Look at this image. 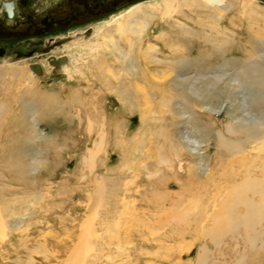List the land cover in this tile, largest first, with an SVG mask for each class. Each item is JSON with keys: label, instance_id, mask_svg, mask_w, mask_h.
<instances>
[{"label": "rangeland", "instance_id": "rangeland-1", "mask_svg": "<svg viewBox=\"0 0 264 264\" xmlns=\"http://www.w3.org/2000/svg\"><path fill=\"white\" fill-rule=\"evenodd\" d=\"M85 1L79 17L58 21L76 0L53 8L52 20L28 0L31 32L0 20V264H264V216L247 237L228 194V180L263 156L264 72L229 64L210 77L194 66L264 50V0H252L254 14L237 0L70 35L152 0L109 13L104 0ZM19 44L32 54L17 57ZM65 55L69 75L57 69ZM106 170L126 190L106 197L118 203L111 215L92 198ZM199 211L210 213L204 226Z\"/></svg>", "mask_w": 264, "mask_h": 264}, {"label": "bare ground", "instance_id": "bare-ground-1", "mask_svg": "<svg viewBox=\"0 0 264 264\" xmlns=\"http://www.w3.org/2000/svg\"><path fill=\"white\" fill-rule=\"evenodd\" d=\"M237 4H238L237 0H152V1H148V2H141V3L139 2V3L134 4L133 6L121 9V10L113 13L112 15L109 16L108 19L102 20V21L94 24L93 25V27H94L93 33L95 32L94 34H97V32L101 31V29H104L107 26L111 27V25L113 23L115 24L114 27L116 28L117 31H119L122 28L128 29V24H130L131 21H134L133 24L136 25L137 21L140 20V17H145V19H146V17L151 18V17H155V15L166 16L172 12H177V11L181 10L182 8L216 7V8H221L223 11H226L227 9L235 7ZM239 5H240V8L248 9V11L250 10L254 14L255 9L253 10V8H252V6H253L252 0H249V1L247 0L246 2L239 3ZM136 19H137V21H135ZM91 31H92V29H91ZM255 46H256L255 47V49H256L257 46H259V45H255ZM83 49H84V47H83ZM258 49H260V47H258ZM258 49L255 50L256 51L255 54H249V53L246 54L244 59L241 60L240 62H237L234 60H224L223 59L220 64L208 65L207 67H205V65L202 64V61H199L196 59V61H194L195 62L194 63L195 70H197L199 72L202 70H203V72L209 71L208 74L210 77H212V76H214V73L218 72L219 70H223V69L229 67V64H231V67L234 66L238 70L243 71L244 73H247V72L248 73L249 72H264V50H258ZM1 55H3V53ZM67 56L69 58V61H70V59L72 60V58L69 55H67ZM205 58H206V56H205ZM181 61H183V60H181ZM181 63L182 62H179V64L178 63L177 64L180 65ZM177 64L175 65L176 67H171V65L167 64L166 70H171V71L173 70V71L179 72V70L184 69L182 67V65H181L182 68L177 67ZM0 66L6 67L7 64L5 62H2V64ZM8 66H10L7 68L8 71H13V70H18V71L21 70L22 71V69L16 68L17 66L16 67H13L11 65H8ZM60 66H61V70H62V68H64L63 72L65 71V73L69 75L68 71L70 70V68H69L70 62H68V59L63 58L57 64V69ZM29 67L32 68V66H29ZM33 68H34V66H33ZM3 71H4V69H3ZM23 73H24V71H23ZM211 74H213V75H211ZM256 84L259 86L260 82L258 81ZM245 91L250 92V89L245 90ZM229 130L230 129H228V131ZM256 137H257V139H260L262 143L264 142V133L260 134ZM216 138L218 139V143H219L218 145L219 146L228 145V143H229L227 138L223 137L221 134H218V137H216ZM261 147H262L261 150H264V145ZM114 150H116V149H114ZM254 150H256V149H253V152H254ZM262 152H263V156L256 158L257 160L260 159V162L255 167L256 169H254V171L256 170V172L250 171L249 173H244V174L242 173L243 176L235 175L234 178L228 180L229 183L232 182V184H230L231 189H230V191L228 190L229 191L228 194L230 193V196L233 195L235 197V200H234L235 203L233 204L234 210H232L235 214V217H234V219H233V217H231V218L234 220V223H236L237 225H240L246 231L247 237L249 236L250 232H252L255 224L259 220H261L262 217L264 216V151H262ZM256 159H255V161H256ZM107 173H108V170H106L104 174H100L99 176L93 177V182L95 183L96 188H98V189L95 190V194L92 198L95 200H99L100 203H103L104 205H107L108 206V208H107L108 214L111 215V212H112L111 208H114L113 205L116 204L117 201H115V202L109 201V202L105 203L106 197H108L109 195H111V196L112 195H119L120 193L123 194L122 192L126 191V190L120 189V186L118 184V180H119L118 177H116V176L110 177ZM239 174H240V172H239ZM216 182H217V180H216ZM154 184H155V182L143 183V185H145L144 187H146V188H153L155 186ZM224 184L225 183H223V185H221V186H218V188L224 186ZM122 187H123V185H122ZM210 187H211V185H210ZM208 189H211V188H208ZM209 193L212 194V192L211 191L207 192L206 195L208 197L210 196ZM125 195L126 194L124 193V196ZM124 196H122V197H124ZM125 197H128V195ZM208 207H210V206H208ZM209 214L210 213L208 211H204L202 213L199 211L198 217H195L196 218V220H195L196 225L199 224V226L200 225L204 226L207 224L208 221L210 222V217H209L210 215ZM206 218L208 219V221ZM204 228H206V227H204ZM197 260H199V259H197Z\"/></svg>", "mask_w": 264, "mask_h": 264}, {"label": "flooded vegetation", "instance_id": "flooded-vegetation-1", "mask_svg": "<svg viewBox=\"0 0 264 264\" xmlns=\"http://www.w3.org/2000/svg\"><path fill=\"white\" fill-rule=\"evenodd\" d=\"M41 1H42L43 8L46 9V10H43L44 12L36 13L32 9L31 10L33 11V13H35V16H39L41 14H43V15L45 14L44 15L45 16L44 19L45 18L46 19H48V18L51 19V17H50L51 16V12H52V10H54L56 8V6H62V5H65V4L66 5L67 4L70 5V3L74 2V0H41ZM52 1L56 5L52 6V4H51ZM131 1H134V0H104V1H99L98 8L103 13H109V12L113 11L114 8H116L118 6L121 7V5L123 6V5H125V3H129ZM142 1H146V0H142ZM86 2L87 1H85V0H76V3H73L70 6V11L72 12L71 16H69L66 12H62L63 16H60V18H58L59 15L56 16L58 18L56 20H58V21L59 20H66L67 18L69 19V18H71L73 16L79 17L80 16V11L77 8V6H81V7L87 8V6H85ZM139 2H141V1H139ZM136 3L130 4V5L126 6V7H124V8H128L130 6H133ZM28 6H29L28 0H0V20L4 21L3 22V26L7 27V28H10V27L11 28L12 27H14V28L17 27L18 28L19 26H21V27L25 26L24 29H20L19 30V33L25 32V31L26 32L27 31L31 32L32 30H34V27L32 26V24H33V15L26 11ZM72 8H73V10H72ZM124 8H122V9H124ZM87 10H88V8H87ZM8 11L10 12V15L8 14ZM112 14H110V15H112ZM47 15H49V16H47ZM5 20L7 21V23H5ZM103 20H105V19H103ZM100 21H102V20L92 21L90 23H87L86 25L76 27L69 34L70 35L78 34L79 32H77V31H79L80 29H85V31H88L90 29V25L91 24H96V23H98ZM81 31H83V30H81ZM92 34H93V29H92ZM36 40H38V39H32L31 41H36ZM19 47H22L25 50V52L28 53V56H30L32 54V52L26 46L19 44V45H16L14 47V49H13L15 55H16L15 52L17 51V48H19ZM0 53H3L2 48H0ZM22 56H19V57H22ZM63 58L68 59V62H69V58H68L67 55H65ZM16 61H18V62H15L13 65H16L17 63H19L21 61H28V58H20V59H17ZM58 63L59 62H57V64ZM28 66H31V65H28ZM39 66H40V64L37 66V68ZM34 68H36V67H34ZM59 69L61 70V66L59 67ZM63 69L64 68H62V71H63Z\"/></svg>", "mask_w": 264, "mask_h": 264}, {"label": "water", "instance_id": "water-1", "mask_svg": "<svg viewBox=\"0 0 264 264\" xmlns=\"http://www.w3.org/2000/svg\"><path fill=\"white\" fill-rule=\"evenodd\" d=\"M8 14L10 15V12L9 11H8ZM15 53H16L17 57L22 56V55L23 56H27L28 55V53L25 52V50L22 47L17 48V51ZM1 54L2 53H0V55Z\"/></svg>", "mask_w": 264, "mask_h": 264}]
</instances>
